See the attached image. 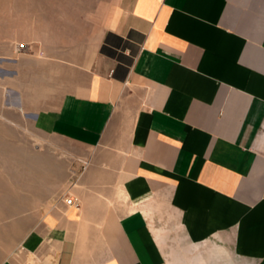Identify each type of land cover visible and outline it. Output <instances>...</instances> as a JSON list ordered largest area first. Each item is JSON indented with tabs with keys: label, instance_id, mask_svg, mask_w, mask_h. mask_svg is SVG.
<instances>
[{
	"label": "crops",
	"instance_id": "1",
	"mask_svg": "<svg viewBox=\"0 0 264 264\" xmlns=\"http://www.w3.org/2000/svg\"><path fill=\"white\" fill-rule=\"evenodd\" d=\"M78 2L0 42L5 108L81 166L25 239L38 264H264V0Z\"/></svg>",
	"mask_w": 264,
	"mask_h": 264
},
{
	"label": "rangeland",
	"instance_id": "2",
	"mask_svg": "<svg viewBox=\"0 0 264 264\" xmlns=\"http://www.w3.org/2000/svg\"><path fill=\"white\" fill-rule=\"evenodd\" d=\"M39 1L0 0V42L6 28L15 24L17 15L37 13ZM28 49L24 42L13 45L14 54L26 53ZM54 143L56 140L39 132L30 119L6 109L0 90V263L10 258L16 264H38L39 256L47 249L39 245L31 250L25 239L38 211L42 213L50 206L81 169L75 166L73 152ZM165 226L169 229L165 244L168 252L186 245L176 222Z\"/></svg>",
	"mask_w": 264,
	"mask_h": 264
},
{
	"label": "built area",
	"instance_id": "3",
	"mask_svg": "<svg viewBox=\"0 0 264 264\" xmlns=\"http://www.w3.org/2000/svg\"><path fill=\"white\" fill-rule=\"evenodd\" d=\"M84 164H86V162H84ZM64 202L65 204L74 205L75 207H78L79 204L73 197H69V196L64 198Z\"/></svg>",
	"mask_w": 264,
	"mask_h": 264
},
{
	"label": "bare ground",
	"instance_id": "4",
	"mask_svg": "<svg viewBox=\"0 0 264 264\" xmlns=\"http://www.w3.org/2000/svg\"><path fill=\"white\" fill-rule=\"evenodd\" d=\"M21 111V110H20Z\"/></svg>",
	"mask_w": 264,
	"mask_h": 264
}]
</instances>
